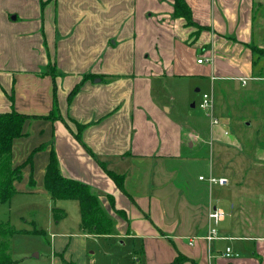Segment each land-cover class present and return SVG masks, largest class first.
Wrapping results in <instances>:
<instances>
[{"label": "crops", "instance_id": "obj_1", "mask_svg": "<svg viewBox=\"0 0 264 264\" xmlns=\"http://www.w3.org/2000/svg\"><path fill=\"white\" fill-rule=\"evenodd\" d=\"M186 3L194 26L173 17L174 0H0V113L48 115L56 84L62 117L86 125L84 144L125 177L121 190L62 121L36 120L26 124L25 132L52 133V141L42 139L47 148L24 167L16 195L28 192L24 185L33 172L39 191L48 195L44 175L53 145L65 177L111 195L115 208L125 212L126 218L117 216L101 197L116 218V233L104 237L130 244L133 264H173L179 255L187 258L180 264H264V218L250 217L246 208L248 199L264 206V175L258 177L264 168V74L254 76L249 47H264V15H258L264 0ZM91 74L103 80L86 81L69 105L72 90ZM183 76L206 78L212 87L240 83L250 97L238 107L232 99L225 110L217 105L213 113L212 108L220 118L218 124L211 122L212 140L219 144V158L226 145L230 171L220 173L217 166L216 173L212 164L209 174L229 180L224 190L200 180L202 175L194 180L178 172L177 165L184 166L189 156L182 151L186 132L164 112L171 108L156 98L154 84ZM240 110L255 119L247 118L244 131ZM69 125L77 132L75 124ZM27 138L14 142L15 165L36 148L21 147ZM240 147L256 148L255 157L237 154ZM243 163L257 174L244 177L236 167ZM256 183L255 193L243 187ZM211 208L222 209L225 217L216 238L208 241ZM74 233L84 240L96 237L84 234L80 225Z\"/></svg>", "mask_w": 264, "mask_h": 264}, {"label": "rangeland", "instance_id": "obj_2", "mask_svg": "<svg viewBox=\"0 0 264 264\" xmlns=\"http://www.w3.org/2000/svg\"><path fill=\"white\" fill-rule=\"evenodd\" d=\"M258 15L261 17L264 15V11L262 14L261 10H259ZM1 39L8 40V37L5 39L1 37ZM262 48L264 49V47ZM1 55L3 56L2 52H0ZM261 62L264 64V59ZM197 89H200V91H197ZM213 90L215 91L213 113H215L214 109L217 105L218 107L221 106L222 110H225L232 99L237 107L244 104V97L250 99V97L244 96L242 93V91L247 89H241L240 83L236 82L233 85H226L225 83V85L215 84L212 87L210 81L206 78L183 76L174 77L165 83L161 82L158 84L157 82L154 84L156 98L167 100L166 107L168 109L171 108L169 112L164 107V112L166 114L170 113L171 118L176 120L186 132L184 139L185 148L183 147L182 151L189 156L185 160L184 166L177 165L178 172L194 180L198 179L200 175L208 177L210 173L209 166L212 164L215 166L214 171L216 173L219 172L218 168L220 169V173L224 172V174H227L230 171L227 167L229 153H227L226 145L221 146L219 158L217 154L219 144L217 141L212 140V118L214 117L218 121H220V118L211 117L213 113L209 109L204 110L200 107L202 96L204 94L211 95ZM260 93L264 94V89ZM263 98L264 95L262 96ZM193 103H195V107L192 106ZM238 112L239 116L241 115L238 117L241 123V130L244 131L246 129L244 128V123L247 121V118L253 119V117L246 116L243 110ZM251 121L255 123V119ZM258 125L254 124V127ZM84 130L81 131L82 138ZM28 134L29 138L24 139L22 141L24 145L21 146L25 147L26 151H31L32 148L34 149L42 144V139L46 141L45 143L52 141V133H50V136L46 132L44 135H41L32 130ZM45 150L43 149L42 151L44 152ZM235 151L241 156L255 157L257 149L240 147L236 148ZM238 164H236V167H240L239 171L242 174L243 172L245 173L243 174L244 177L257 174L255 170L254 172L252 171V165L245 163H243L244 165ZM253 167L257 168L256 166ZM261 169L262 172L258 173V177L264 175V168ZM236 171L238 172L237 169ZM216 173L212 175L216 176ZM249 176L247 177L248 179ZM257 183L250 187L247 185L243 187L255 193L258 187ZM24 187H26L28 192L14 195L9 202L3 203L0 201V225H5L6 228L8 226L11 230L10 256L14 264H67L66 260L68 262L73 261L75 264L134 263V251L128 243L124 242L121 244L114 241L115 239L104 236H96L84 240V238L74 235V230L77 231L81 218L80 207L77 201H63L55 205L48 195L39 191L41 185L38 182L34 185L26 183ZM220 188L224 190L228 188V185L224 187L220 186ZM55 208H64L66 212L65 217L56 219L54 215ZM246 208L250 217H258L259 215L261 218H264V206L261 207L255 203L254 199H248ZM111 215L115 217L112 213ZM69 240H71V243L68 246ZM62 256L64 259H62Z\"/></svg>", "mask_w": 264, "mask_h": 264}, {"label": "trees", "instance_id": "obj_3", "mask_svg": "<svg viewBox=\"0 0 264 264\" xmlns=\"http://www.w3.org/2000/svg\"><path fill=\"white\" fill-rule=\"evenodd\" d=\"M46 5L42 2V8ZM174 18H183L186 20L188 26H194L195 23L192 19L191 9L186 3V0H174ZM201 29V28H200ZM249 47L252 51L253 56V68L254 76L261 77L264 74V49L259 47L257 44L251 43ZM53 73V74H52ZM55 72L51 71V74L55 78ZM96 79H102L98 75H85L83 80L75 86L68 97L69 105L72 103L75 95L80 91L83 84L91 80L94 82ZM56 84H54V104L50 113L46 116H31L19 113L17 110L12 109L10 112L0 113V201L5 203L9 202L14 195L18 193L15 186L16 182H21L24 178L23 169L29 165L34 158V155L43 149H46V144H41L36 147L28 159L20 164L15 165L13 161V149L14 142L24 136H28L25 132V126L28 122L36 120H47V121H62L65 126L72 132L73 136L87 149V151L94 156L91 150L84 144L82 140V133L86 128V125L78 123L73 119H65L62 117L60 108L58 105V98L56 95ZM262 96L264 94H261ZM10 101L13 103L14 98L11 96ZM69 122L75 124L78 131L73 132L69 125ZM52 145V143H50ZM95 157V156H94ZM96 158V157H95ZM99 164L106 171V173L114 180L117 186L124 190V175L115 173L109 170L103 162L99 159ZM29 183L34 185L36 183L33 173L29 178ZM44 189L50 196L53 202L57 201H77L80 207V228L84 234H92L95 236H109L116 233V218L111 215L107 210L102 201L101 197H105L117 216L126 218V214L122 210L115 208L114 198L111 195L104 194L99 190L92 188L91 186L82 183L77 180H73L65 177L61 170L55 149L51 148L49 163L45 169L44 175ZM54 215L56 219H62L65 217V213L60 209H54ZM10 228L5 225H0V264H14L10 256V240L12 233ZM187 260L186 257L179 255L173 264H180Z\"/></svg>", "mask_w": 264, "mask_h": 264}, {"label": "built area", "instance_id": "obj_4", "mask_svg": "<svg viewBox=\"0 0 264 264\" xmlns=\"http://www.w3.org/2000/svg\"><path fill=\"white\" fill-rule=\"evenodd\" d=\"M197 62L199 64H201L204 62V60L202 58H200L197 60ZM213 106H214V95H213V93L211 95L204 94L202 96V103L200 104V107L204 110L209 109L210 112L212 113ZM211 117H213L212 114H211ZM212 121L214 124H218V120L215 119L214 117L212 118ZM200 180L207 181L210 186H227V185H229V180L226 177H218V176H214L212 174H209L208 177L200 176ZM208 217L210 220V226H209V231H208L206 239L208 241H211V240L215 239L216 236L218 235L217 224L224 219L225 212L219 208H211L209 211ZM225 255L228 258L232 257V251L230 250V248L226 249Z\"/></svg>", "mask_w": 264, "mask_h": 264}, {"label": "water", "instance_id": "obj_5", "mask_svg": "<svg viewBox=\"0 0 264 264\" xmlns=\"http://www.w3.org/2000/svg\"><path fill=\"white\" fill-rule=\"evenodd\" d=\"M98 81H99V80H97V82H98ZM192 106L194 107V106H195V104L193 103V104H192Z\"/></svg>", "mask_w": 264, "mask_h": 264}]
</instances>
